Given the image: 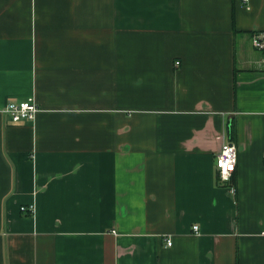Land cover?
<instances>
[{"label":"crops","instance_id":"crops-1","mask_svg":"<svg viewBox=\"0 0 264 264\" xmlns=\"http://www.w3.org/2000/svg\"><path fill=\"white\" fill-rule=\"evenodd\" d=\"M259 31L264 0H0V264H264Z\"/></svg>","mask_w":264,"mask_h":264},{"label":"built area","instance_id":"built-area-1","mask_svg":"<svg viewBox=\"0 0 264 264\" xmlns=\"http://www.w3.org/2000/svg\"><path fill=\"white\" fill-rule=\"evenodd\" d=\"M253 46L261 51H264V32L259 31L252 34ZM180 62L177 61V65ZM40 106L32 101H16L9 102L1 111L9 115L13 121L20 122L22 120H35L40 112ZM217 177L222 183H230L233 174L238 164V149L232 142H225L216 158ZM24 211H32L35 209L34 205L22 207ZM195 230L199 229V226H194ZM167 244L171 246L173 241L171 238L167 240Z\"/></svg>","mask_w":264,"mask_h":264}]
</instances>
